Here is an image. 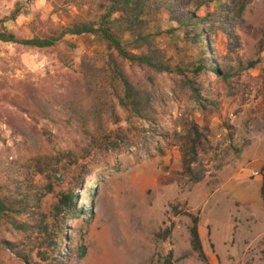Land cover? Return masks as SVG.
<instances>
[{"label":"rangeland","instance_id":"obj_1","mask_svg":"<svg viewBox=\"0 0 264 264\" xmlns=\"http://www.w3.org/2000/svg\"><path fill=\"white\" fill-rule=\"evenodd\" d=\"M243 1L216 0L199 12L214 20L218 63L234 72L230 79L203 74L198 80L210 85L202 103L177 68L198 50L161 15L158 43L172 71L125 65L145 90L148 118L122 106L124 85L110 77L100 37L68 36L46 49L0 41V186L57 155L77 160L70 166L65 159L57 174L64 190L79 188L78 206L87 209L79 219L65 217V264H264V0H249L241 12ZM100 2L0 0V20L22 6L6 27L32 37L71 17L94 16ZM122 41L132 49L130 35ZM86 59L103 69L99 82L85 81ZM64 99L80 116L77 130L42 113L45 102L60 100V108ZM34 176L41 187L49 181L48 173ZM189 214L200 218L206 258L193 248ZM0 264L27 263L0 239Z\"/></svg>","mask_w":264,"mask_h":264},{"label":"trees","instance_id":"obj_2","mask_svg":"<svg viewBox=\"0 0 264 264\" xmlns=\"http://www.w3.org/2000/svg\"><path fill=\"white\" fill-rule=\"evenodd\" d=\"M81 0H66L67 5L78 4ZM216 0H197L196 4L190 0H101L98 12L93 16L92 11L88 17H71L65 25L52 26L47 32L37 33L34 36L22 38L6 27L8 21H16L22 13V6H18L11 16L0 20V41L31 48H53L66 41L68 36L92 35L100 37L108 48V65L111 67L110 77L119 80L125 89V98L122 106L140 118H148V105L145 102V90L137 88L126 70V64L138 65L148 68L156 73L172 71L171 62L158 43L162 32L156 25L161 21V15L177 23L178 30H183L184 39L188 44L198 50V56L188 66L177 68L187 77V83L193 90L199 103L204 101V93H208V84L203 74L230 79L234 72L218 63V56L214 52L215 40L212 31L215 27L211 17L199 16L204 6L211 5ZM249 0H244L240 11L244 12ZM93 16V17H92ZM230 34L229 27L225 28ZM124 35L132 38V49L122 41ZM184 65V64H183ZM253 67V66H250ZM242 71V67L240 68ZM237 71V70H236ZM105 72V70H104ZM82 73L87 83H97L102 77L103 69L94 61L86 59L82 63ZM236 73H239L236 72ZM212 83V79L208 80ZM45 102L42 112L47 119L54 122L62 121L69 128L76 129L79 115L64 99L61 107L55 103ZM210 104L214 102L208 101ZM77 130V129H76ZM85 130L82 131L84 134ZM68 159L70 166L77 163L70 152L64 156H56V160L45 165L38 164L35 172L31 169L19 170L5 184L8 193L2 191L0 186V227L2 232L17 233L16 240L9 241L0 233V239L6 248L15 253L27 264H65L66 256L63 254V238H70L65 234L69 221L65 219H79L87 213V209L78 206L76 192L79 188L64 190L57 174L63 169L61 163ZM35 173H48V183L41 187L35 181ZM61 177H65L64 173ZM77 189V190H76ZM54 194L55 201L46 206L44 198ZM83 207V205H82ZM67 212L61 216L63 212ZM192 217L191 228L192 244L194 250L206 258L199 224V216ZM86 249L82 251L85 255ZM166 264H173L172 261Z\"/></svg>","mask_w":264,"mask_h":264},{"label":"crops","instance_id":"obj_3","mask_svg":"<svg viewBox=\"0 0 264 264\" xmlns=\"http://www.w3.org/2000/svg\"><path fill=\"white\" fill-rule=\"evenodd\" d=\"M199 230H200L201 239H204V238H203V231H202V228H201L200 225H199Z\"/></svg>","mask_w":264,"mask_h":264},{"label":"built area","instance_id":"obj_4","mask_svg":"<svg viewBox=\"0 0 264 264\" xmlns=\"http://www.w3.org/2000/svg\"><path fill=\"white\" fill-rule=\"evenodd\" d=\"M255 175H261V173L259 171L255 172Z\"/></svg>","mask_w":264,"mask_h":264}]
</instances>
